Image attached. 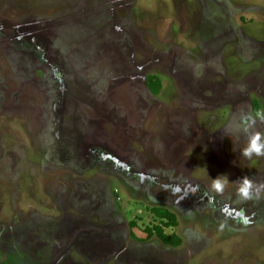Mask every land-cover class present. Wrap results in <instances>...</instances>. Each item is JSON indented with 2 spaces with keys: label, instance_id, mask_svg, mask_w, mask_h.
I'll use <instances>...</instances> for the list:
<instances>
[{
  "label": "rangeland",
  "instance_id": "obj_1",
  "mask_svg": "<svg viewBox=\"0 0 264 264\" xmlns=\"http://www.w3.org/2000/svg\"><path fill=\"white\" fill-rule=\"evenodd\" d=\"M257 106L264 0H0V264H264Z\"/></svg>",
  "mask_w": 264,
  "mask_h": 264
},
{
  "label": "clouds",
  "instance_id": "obj_2",
  "mask_svg": "<svg viewBox=\"0 0 264 264\" xmlns=\"http://www.w3.org/2000/svg\"><path fill=\"white\" fill-rule=\"evenodd\" d=\"M257 119L264 122V111H257L254 116L246 117L243 127V131L247 135V143L240 153L242 157L248 160H251L254 156L264 157V132L254 129ZM204 170L206 171V169ZM210 180L209 191L216 195H223L230 184L226 175ZM235 183L238 185L237 195L241 200H252L264 194V183H256L248 176L242 177ZM239 219L244 226H248L251 223V218L245 215L243 211H241ZM221 227H224V225Z\"/></svg>",
  "mask_w": 264,
  "mask_h": 264
},
{
  "label": "trees",
  "instance_id": "obj_3",
  "mask_svg": "<svg viewBox=\"0 0 264 264\" xmlns=\"http://www.w3.org/2000/svg\"><path fill=\"white\" fill-rule=\"evenodd\" d=\"M147 84L154 94L160 93L161 81L157 76L155 75L148 76ZM255 109L258 111L259 109L258 106ZM152 211L158 218H161L164 221V223L163 226H156L154 227V229H148L147 238L156 235L164 244L173 247H178L181 244L180 238L176 237L175 235H168L164 231L165 227L176 226L177 224L176 215L170 212L168 209L162 207L153 208Z\"/></svg>",
  "mask_w": 264,
  "mask_h": 264
}]
</instances>
